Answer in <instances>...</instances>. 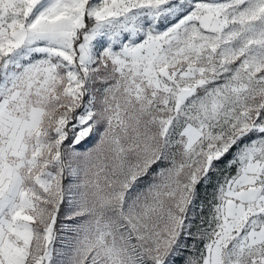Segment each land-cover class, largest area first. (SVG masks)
<instances>
[{"label":"snow or ice","instance_id":"6c2138e0","mask_svg":"<svg viewBox=\"0 0 264 264\" xmlns=\"http://www.w3.org/2000/svg\"><path fill=\"white\" fill-rule=\"evenodd\" d=\"M0 264H264V0H0Z\"/></svg>","mask_w":264,"mask_h":264}]
</instances>
